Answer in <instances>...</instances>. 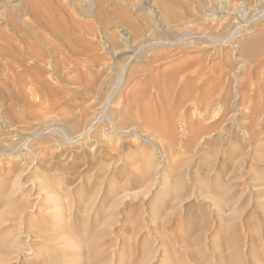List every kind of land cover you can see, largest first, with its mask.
Listing matches in <instances>:
<instances>
[{"label": "rangeland", "instance_id": "1", "mask_svg": "<svg viewBox=\"0 0 264 264\" xmlns=\"http://www.w3.org/2000/svg\"><path fill=\"white\" fill-rule=\"evenodd\" d=\"M56 2L48 27L0 0V264H264V161L232 123L264 0ZM202 88L231 116L191 143Z\"/></svg>", "mask_w": 264, "mask_h": 264}, {"label": "bare ground", "instance_id": "2", "mask_svg": "<svg viewBox=\"0 0 264 264\" xmlns=\"http://www.w3.org/2000/svg\"><path fill=\"white\" fill-rule=\"evenodd\" d=\"M25 5L26 7L30 10V13L34 16V18H36V20L39 22L40 25H47L48 22L49 25L48 27H51L52 25H54V22L55 20L57 21H61V19H65V20H70L72 21V18L70 17L69 13L66 11L65 7L60 5V4H57L56 0H25ZM58 6V10L60 12L59 15H56L55 14V11H54V7L55 6ZM55 26V25H54ZM260 32H258L259 34ZM261 34V33H260ZM262 35V34H261ZM260 35V36H261ZM255 36V35H254ZM0 37H2V33L0 32ZM253 37V36H252ZM258 37V36H257ZM251 38V37H249ZM256 38V37H255ZM242 40V39H241ZM246 40V39H245ZM255 40V39H254ZM253 40V42H254ZM259 40V38H258ZM257 41V40H256ZM260 41V40H259ZM242 42H244V40H242ZM248 44L249 43V40L247 41ZM251 42V40H250ZM255 45L257 42H254ZM263 43V42H262ZM261 42L259 44H262ZM241 44V43H240ZM245 43V45H248ZM251 46L252 45V42H251ZM241 47H244V46H241ZM247 46H245L246 48ZM250 47V46H249ZM31 48V47H30ZM34 48V47H32ZM36 48V47H35ZM258 48V45L256 46V49ZM251 49V48H250ZM243 50V49H242ZM245 50V49H244ZM247 50V49H246ZM245 50V51H246ZM252 50H255V49H252ZM244 51V53H245ZM243 52V51H242ZM252 52V51H250ZM257 51L255 50L254 53L256 54L257 56ZM247 53V52H246ZM252 54V53H251ZM254 54V55H255ZM259 54V53H258ZM255 56V57H256ZM248 57H249V54H248ZM251 57H253L251 55ZM250 57V58H251ZM254 57V58H255ZM253 58V59H254ZM264 59V58H263ZM255 60H259L258 57L257 59ZM264 61V60H263ZM258 62V61H257ZM261 63V61H260ZM259 63V64H260ZM259 64L257 63L256 66ZM262 65H263V62H262ZM261 66V64H260ZM258 69H260L258 67ZM257 71V70H256ZM261 73V72H260ZM259 73V74H260ZM258 73L254 74V75H257ZM259 76V75H257ZM257 76H254V78ZM243 80V79H242ZM255 80V79H254ZM259 80V77L257 78V80L255 81H258ZM262 80V78H261ZM217 81V80H216ZM244 81V80H243ZM214 82V81H213ZM253 83V81H252ZM261 83V82H260ZM258 84V82L256 83ZM239 85V84H238ZM251 85V84H250ZM236 86V85H235ZM252 86V85H251ZM255 86V84L253 85ZM258 86H260L258 84ZM206 87V86H205ZM257 87V85H256ZM255 87V88H256ZM208 88V86H207ZM217 88V87H216ZM240 88V87H239ZM243 88V86H242ZM249 88V87H248ZM252 88V87H250ZM249 89V90H234L236 91L234 94V98L236 100V105L238 108H236V110H238V113L236 114V116H234L232 118V123L235 122L237 123V125L240 127V130L242 131V136H244L243 138L245 139L246 142H248V149L250 148V152L257 158V159H260L261 161H264V90H263V87L262 89L258 88V89ZM193 89V88H191ZM210 89V88H209ZM207 90L206 88H202V89H198V90H193L194 92H191L189 93V96H188V107H187V110H186V119H187V124L184 122V124L187 125V131H188V134H189V139L191 141V143H193L195 140H197V138L199 139H203L204 137H206V135L208 134V132L210 130H213L216 129L215 127H219V126H222L224 125V121L227 120V115L228 113L232 110L228 107H226V102L230 101L228 100L229 97L226 95V96H222L221 93L220 95L222 96V99L220 101H225L227 100L226 102H222V104H224V107H222V111H220L219 115L216 117H214L213 113H214V108H213V102L215 100H218L220 99V96H219V92H217L218 90H216L215 88L213 89H210V90ZM230 89V88H229ZM219 90H220V87H219ZM226 90V89H224ZM223 90V91H224ZM233 91V89L231 90ZM222 92V91H220ZM227 92L228 91V88H227ZM225 94V92H224ZM227 94V93H226ZM229 94V93H228ZM188 95V94H187ZM231 97H232V92H231ZM228 97V99H227ZM230 97V98H231ZM233 98V99H234ZM187 99V98H186ZM232 99V100H233ZM234 101V100H233ZM219 102V101H218ZM221 104V103H220ZM233 104V103H232ZM186 106V105H185ZM223 106V105H222ZM235 107V105H234ZM186 108V107H185ZM235 110V111H236ZM234 111V112H235ZM185 112V111H184ZM231 113V112H230ZM229 113V115H230ZM235 114V113H234ZM215 115H217V113H215ZM228 115V116H229ZM231 116V115H230ZM232 124V125H235ZM231 124V123H230ZM186 127V126H185ZM237 127V126H236ZM224 128V127H223ZM228 128V127H227ZM232 128V127H231ZM239 129V128H238ZM223 130V129H222ZM226 130V129H225ZM186 131V130H185ZM221 131V129H220ZM227 131V130H226ZM238 131V130H237ZM217 132V131H216ZM214 133V132H213ZM219 134V133H218ZM225 134V133H224ZM228 134V133H227ZM210 135V134H209ZM207 135V136H209ZM221 135V134H219ZM237 135V134H235ZM215 136H218V135H215ZM80 137V136H79ZM212 137V136H211ZM74 140L77 138H74L72 137ZM188 138V137H187ZM78 139V138H77ZM242 139V137H241ZM240 139V140H241ZM204 141V140H203ZM244 141V140H243ZM73 142V140H72ZM189 142V141H188ZM187 142V144H188ZM205 142V141H204ZM190 143V142H189ZM197 144V142H196ZM204 144V143H203ZM224 144V143H223ZM195 145V144H194ZM201 145V144H200ZM205 145V144H204ZM187 146V145H186ZM191 146V145H190ZM199 146V145H198ZM196 147V146H195ZM194 147V148H195ZM188 148V147H187ZM247 149V148H245ZM189 151V150H188ZM194 151V150H192ZM191 151V152H192ZM190 152V153H191ZM189 154V153H187ZM192 154H190V158L188 157L187 159H190V161L193 159L192 158ZM195 154V153H194ZM242 154V153H241ZM200 156V155H199ZM245 156V155H244ZM251 156V155H250ZM252 157V156H251ZM195 159V158H194ZM187 161V160H186ZM252 162V161H251ZM190 163V162H189ZM260 163V162H258ZM188 164V162H187ZM202 164V163H201ZM153 165V164H152ZM189 166V165H188ZM185 167V166H184ZM192 169V168H191ZM212 169V168H211ZM193 171V170H192ZM232 171V170H231ZM250 172V170H249ZM150 173V172H149ZM195 174V173H194ZM208 174V173H207ZM206 174V175H207ZM248 174V173H247ZM204 175V174H203ZM193 176V175H192ZM208 176V175H207ZM189 177H190V174H189ZM241 178V177H240ZM194 179V178H193ZM192 180V179H191ZM257 180V179H256ZM196 181V180H194ZM193 182V181H192ZM248 182V181H247ZM260 183V182H259ZM195 184V183H194ZM196 185V184H195ZM198 185V184H197ZM194 186V185H193ZM226 186V185H225ZM191 188V186H190ZM203 189V188H202ZM227 190V189H226ZM259 190V189H258ZM192 191V190H191ZM204 194V193H203ZM193 195V194H192ZM190 195V196H192ZM201 195V194H200ZM199 195V196H200ZM190 199V198H189ZM205 199V198H204ZM202 200V199H201ZM261 200V198H260ZM208 201V199H207ZM264 202V201H263ZM262 203V202H261ZM211 204V203H210ZM227 206V205H226ZM217 207V206H216ZM239 209V208H238ZM262 209V208H261ZM225 211V210H224ZM192 218V217H191ZM194 219V218H193ZM192 237H195L192 236ZM195 240V239H194ZM26 241V240H25ZM24 241V242H25ZM192 242V241H190ZM188 242V244L190 243ZM4 243V242H2ZM9 243V242H8ZM1 244V243H0ZM5 244V243H4ZM23 244V243H22ZM26 244V243H25ZM191 244V243H190ZM189 244V247L191 246ZM193 245H194V242H193ZM7 246V245H6ZM9 246V245H8ZM23 246V245H22ZM188 247V248H189ZM4 248V247H3ZM10 248V247H9ZM193 248V247H192ZM191 248V249H192ZM217 248H215L216 250ZM13 250V249H12ZM12 250H9L8 252H12ZM194 249H192L193 251ZM195 251V250H194ZM188 252L190 254V251L188 249ZM215 252V251H213ZM192 253V252H191ZM227 254V253H226ZM193 255V253H192ZM6 257V256H5ZM189 257V256H188ZM13 258V255L12 257ZM190 258V257H189ZM6 259V258H5ZM8 259V258H7ZM10 259V258H9ZM8 259V260H9ZM191 259V258H190ZM193 259V257H192ZM191 259V260H192ZM11 260V259H10ZM23 261V260H22ZM193 261V260H192ZM24 263V262H23Z\"/></svg>", "mask_w": 264, "mask_h": 264}]
</instances>
